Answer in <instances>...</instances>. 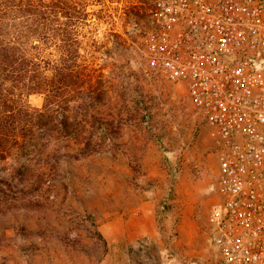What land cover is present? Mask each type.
I'll return each mask as SVG.
<instances>
[{"label":"rangeland","instance_id":"1","mask_svg":"<svg viewBox=\"0 0 264 264\" xmlns=\"http://www.w3.org/2000/svg\"><path fill=\"white\" fill-rule=\"evenodd\" d=\"M125 1L105 0L114 26L107 5L90 50L99 99L72 105L70 135L40 133L0 162V264H218L214 137L185 84L148 64L155 0Z\"/></svg>","mask_w":264,"mask_h":264},{"label":"built area","instance_id":"2","mask_svg":"<svg viewBox=\"0 0 264 264\" xmlns=\"http://www.w3.org/2000/svg\"><path fill=\"white\" fill-rule=\"evenodd\" d=\"M149 66L181 82L217 150L219 264H264V0H155Z\"/></svg>","mask_w":264,"mask_h":264},{"label":"trees","instance_id":"3","mask_svg":"<svg viewBox=\"0 0 264 264\" xmlns=\"http://www.w3.org/2000/svg\"><path fill=\"white\" fill-rule=\"evenodd\" d=\"M107 5L105 0H0V162L36 146L40 133L70 135L72 105L86 103V97L97 100L103 72L90 50L99 48ZM112 6L106 8L110 26ZM31 94L44 96L42 108L29 106Z\"/></svg>","mask_w":264,"mask_h":264},{"label":"crops","instance_id":"4","mask_svg":"<svg viewBox=\"0 0 264 264\" xmlns=\"http://www.w3.org/2000/svg\"><path fill=\"white\" fill-rule=\"evenodd\" d=\"M214 195H215V197H214V202L213 203H215V202H217L219 200V195L217 194L216 191H215ZM155 230H158V229H155ZM157 233H159V231H157ZM163 233H164V231H161L160 232L161 235H163ZM210 244H211V237H210ZM211 250H212L213 256L215 257V255H214V249H213L212 245H211ZM216 263H218V262L216 261Z\"/></svg>","mask_w":264,"mask_h":264}]
</instances>
